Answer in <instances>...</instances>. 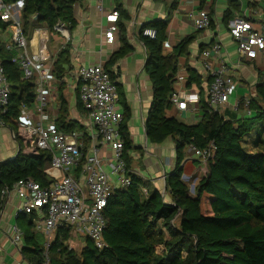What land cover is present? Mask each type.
I'll return each mask as SVG.
<instances>
[{"label":"trees","instance_id":"obj_1","mask_svg":"<svg viewBox=\"0 0 264 264\" xmlns=\"http://www.w3.org/2000/svg\"><path fill=\"white\" fill-rule=\"evenodd\" d=\"M76 1L23 0L21 22L24 34H28L33 23L43 25L51 32H55L54 27L58 24L72 29ZM115 11L118 13L120 47L104 65L112 80L114 74L108 67L132 49L124 27L128 15L119 4ZM231 17L232 11L226 10L224 23ZM211 24L210 19V27ZM5 27L6 24L0 21V29ZM143 28L156 32L155 39L140 35L146 52L144 71L152 90L143 123L146 140L151 144H160L167 138L174 141V167L164 180L167 197L158 189H150L147 181L131 172L130 184L115 190L104 209L102 237L105 246L97 248L86 238L77 252L66 245L67 231H59L60 240L56 238L49 250L51 264H264V80L260 79L255 86L256 97L248 104V117L226 119L219 111L210 109L206 100H200L197 123L180 122L167 116V112L173 108L170 97L177 80L178 57L187 51L195 35L185 37L171 53H166L163 46L166 23L155 20ZM199 49L202 52L204 46ZM14 56L15 52L0 42V59L10 85L7 109L0 114V121L13 133L18 146L15 155L0 160V211L4 202L2 190H10L16 181L30 178L41 186L50 183L43 173L49 164L50 153L36 148L34 137L17 123L21 108H29L35 100V84L22 77L19 65L12 60ZM68 63V51L64 50L53 63L57 78L64 76L63 66ZM192 83L200 85V78L187 69L186 85ZM116 87L118 89V84ZM57 99V128L64 132L82 131V126L67 119V103L63 96L59 94ZM238 108H244L243 100ZM124 112L120 132L124 162L129 169L127 152L131 148V139L126 129L125 120L129 117L126 107ZM252 133L257 149L253 153L246 148ZM209 142L215 149L202 166L191 196L187 183L181 180L182 162L189 146L204 148ZM142 188L147 189L146 196L142 195ZM31 219L28 214H18L14 218L23 237L19 253L23 262L38 264L43 239L35 235ZM157 246L162 247L161 252L156 251Z\"/></svg>","mask_w":264,"mask_h":264},{"label":"built area","instance_id":"obj_2","mask_svg":"<svg viewBox=\"0 0 264 264\" xmlns=\"http://www.w3.org/2000/svg\"><path fill=\"white\" fill-rule=\"evenodd\" d=\"M23 7V0L10 3L0 0V21L11 27L5 47L15 52L12 60L19 65L22 77L33 80L35 84V100L29 108H21L17 123L34 137L36 148L50 153L49 164L43 170L50 183L41 186L30 178L16 181L10 190H2V209L9 197H13L18 202L14 218L18 214L32 216L34 230L43 237V250L38 264H51L49 250L56 238L60 240L59 231L69 234L66 243L75 235H81L83 240L88 238L93 241L97 248L105 246L102 237L105 229L104 209L115 190L130 184L131 171L124 162L120 132L123 115L118 107L117 87L102 64L80 66L75 70L78 102L85 119L83 130L64 132L57 128V115L47 111L51 100V83L57 81L52 69L54 58L46 62L39 54L35 57L28 54V42L21 22ZM117 17L118 13L114 11L106 16V20L115 22ZM209 23L206 10L199 11L198 16L193 18L197 30L207 28ZM54 28L68 43V28L62 24ZM226 29L241 58L253 60L260 55L264 61V35L257 32L247 18L232 16L226 23ZM115 30V25L105 30L103 35L106 43L113 42ZM36 34L37 49L41 52L45 31L38 29ZM140 35L156 38V32L151 28L141 29ZM219 49L218 43L211 46L213 51ZM209 54V50L201 52L204 58ZM204 65L212 72L207 105L221 112L226 106L229 107L235 83L226 75L223 65L215 69H211L207 63ZM178 80H183V77L178 76ZM9 92L10 85L0 59V114L7 109ZM170 102L179 111L187 109L186 100L176 94H172ZM249 102V98L243 100L245 110H248ZM239 105L240 101L236 99L230 104L233 109H238ZM2 127L0 121V130ZM10 134L14 138L13 133ZM214 149L212 142L204 148L190 146L192 155L201 163L210 158ZM183 180L188 182L189 178ZM141 193L146 196L148 191L142 188ZM1 233L20 249L23 237L15 223L9 224ZM68 248L72 249L70 246Z\"/></svg>","mask_w":264,"mask_h":264},{"label":"crops","instance_id":"obj_3","mask_svg":"<svg viewBox=\"0 0 264 264\" xmlns=\"http://www.w3.org/2000/svg\"><path fill=\"white\" fill-rule=\"evenodd\" d=\"M117 4L121 5L128 15L124 27L126 40L132 49L110 65L108 70L114 74L113 81L118 84L117 96L118 99H121V102L118 101V107L123 114L126 107L129 113V117L125 121L131 139V148L127 154L128 156L131 155L132 148L139 149L134 144L137 141V133H140L142 134L140 137L144 139V150L148 157L145 162L149 161L145 167L147 174L137 171L136 168H134L136 172L133 171L132 166H129V170L147 181L150 189H158L167 197L164 180L165 175L174 167V141L167 138L160 144L150 143L151 148L146 147L149 142L146 140L143 123L150 106L152 90L148 76L144 71L146 52L140 39V31L148 22L155 20L165 22L163 46L166 53H171L174 47L185 37L195 35L194 40L188 45L187 51L178 57L177 80L174 83V94L186 100L187 109L179 111L174 106L173 108L188 120L193 119L187 124L197 123L199 102L200 100L207 101L208 98L212 72L205 67L204 63L210 65L211 69L223 65L226 75L235 83V90L230 98L229 107L226 106L225 110H221L220 113L226 119L248 117L250 110H245V108L233 109L230 104L234 99L241 101L256 97L255 86L260 79L264 80L262 75L264 61L260 55L250 60L241 58L237 54L235 42L229 36L224 23V13L229 9L232 11V16H244L252 23L257 32L264 35V0H204L203 3H200V0H77L73 7L75 26L68 29L70 36L68 43L64 42L60 34L49 31L43 25L33 23L28 34H25L28 42L27 52L30 56L35 57L39 54L46 62H50L51 58H54L55 61L62 51H68L69 63L63 66L65 68L63 77H56L52 64L53 75L57 81L51 83V100L47 108L49 114L57 115L59 111L57 98L61 94L67 103V119L83 127L85 119L79 107L75 70L80 66L99 63L104 66L112 54L119 49L117 20L115 22L106 20V16L115 11ZM201 10L208 12L212 24L211 27L197 30L194 27L193 18H196ZM111 25H115L116 30L114 40L109 44L104 41L103 34ZM6 27L0 29V42L3 45L8 42L10 37V32ZM38 29L45 31L41 52L37 49L36 32ZM214 43L220 45L217 52L211 50ZM201 45L204 46V50L210 51L207 58L201 56L199 49ZM61 47L63 48L61 49ZM187 69L193 70L199 76L200 85L194 83L189 86L186 85ZM178 76H182L183 80L179 81ZM10 132V129L4 126L0 130V146L5 145L3 149L0 148V160L10 158L17 152L18 146ZM169 140L170 142H168ZM140 152L134 151V156ZM192 162L200 161L192 155L189 146L181 166V180L184 183L187 180H183V178L194 181L198 178L197 174L201 176L204 163H200L201 166L192 169ZM17 204L16 199L9 197L2 209L0 221H11ZM4 238L0 241V264H22L19 251V254L17 252L14 254L9 239L6 236ZM6 243L8 244L6 245ZM4 249L10 252V257L3 251Z\"/></svg>","mask_w":264,"mask_h":264},{"label":"rangeland","instance_id":"obj_4","mask_svg":"<svg viewBox=\"0 0 264 264\" xmlns=\"http://www.w3.org/2000/svg\"><path fill=\"white\" fill-rule=\"evenodd\" d=\"M6 29L8 30V32H10L11 33V27L10 26H7L6 27ZM189 99H191V98H189ZM48 111V110H47ZM167 116H172V117H174L176 120H178V121H180V122H183V123H189V122H192L193 121V119H191V120H188L186 117H184L181 113H178L174 108H172L171 110H169L168 112H167ZM140 135H142V134H140V133H137V141H136V144H134V146H136V147H138L139 149H134V148H132L131 150H132V153H131V155H129V157H130V166H132L131 168H132V170L133 171H135L136 172V170L137 171H140L141 173L142 172H144L145 174H147V170H146V165L149 163V161H146L145 162V160L148 158L147 156H146V153H145V150H144V139L143 138H141L140 137ZM254 136H255V134L254 133H252L251 135H250V137H248V139H247V145H246V148H247V151L248 152H251V153H253V152H256L257 151V149H256V147H255V144H254V142H253V140H254ZM168 142H170V140L168 141ZM5 145L3 144V145H1L0 146V148H2L3 149V147H4ZM146 147L147 148H151V144L150 143H147V145H146ZM187 150H188V148H187ZM134 151L137 153L138 151H141L139 154H137V156H134ZM147 151V150H146ZM201 162H192L191 164L193 165L192 166V169H196V168H198V166H201V164H200ZM134 168H136V170H134ZM198 176V178H199V174H197ZM198 178H197V180H194L193 181V179H190V180H188V182H186L187 183V186H188V193H189V195H193L194 194V192H192L191 190L192 189H194V186L197 184V182H198ZM15 223V220H14V217L12 218V220L11 221H6V220H1L0 221V230L1 231H4L5 229H6V227H7V225L8 224H14ZM35 235L39 238V239H43V237H42V235L41 234H39L37 231H35ZM5 238H4V236L2 235V233H0V241H2V240H4ZM10 244H11V246H12V249L14 250V254H17L18 253V251H19V249H17L11 242H9ZM82 243H83V237L81 236V235H75L73 238H71L67 243H66V245L67 246H70V247H72V249L73 250H75V251H79L80 249H81V247H82ZM8 243H6V245H7ZM3 251H5L6 252V254L10 257V252H7L8 250L7 249H4ZM156 251L157 252H161L162 251V247L161 246H157L156 247ZM17 252V253H16ZM19 254V253H18ZM22 262V264H27V263H25V261L23 262V260L21 261Z\"/></svg>","mask_w":264,"mask_h":264},{"label":"water","instance_id":"obj_5","mask_svg":"<svg viewBox=\"0 0 264 264\" xmlns=\"http://www.w3.org/2000/svg\"><path fill=\"white\" fill-rule=\"evenodd\" d=\"M191 191L193 192V189Z\"/></svg>","mask_w":264,"mask_h":264}]
</instances>
